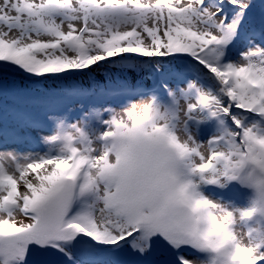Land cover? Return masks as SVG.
<instances>
[{
	"label": "snow or ice",
	"instance_id": "6c2138e0",
	"mask_svg": "<svg viewBox=\"0 0 264 264\" xmlns=\"http://www.w3.org/2000/svg\"><path fill=\"white\" fill-rule=\"evenodd\" d=\"M0 264H264V0H0Z\"/></svg>",
	"mask_w": 264,
	"mask_h": 264
}]
</instances>
